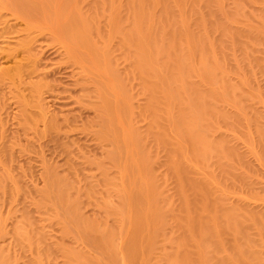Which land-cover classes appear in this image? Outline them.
Listing matches in <instances>:
<instances>
[{
    "label": "rangeland",
    "instance_id": "obj_1",
    "mask_svg": "<svg viewBox=\"0 0 264 264\" xmlns=\"http://www.w3.org/2000/svg\"><path fill=\"white\" fill-rule=\"evenodd\" d=\"M188 1L173 0V6L179 11L180 6L188 7ZM219 1L225 14L241 5L243 16L234 23L237 30L264 28V3ZM129 21L127 0H0V177L3 174L8 181V185L4 182L8 186L4 194L0 190V249L14 264L37 260L67 264L59 252L62 246L98 257L94 248L77 238V230L56 202L49 181L54 172L60 178H70L67 181L74 187L71 195L82 200L80 209L85 218L116 228L118 255L109 264H156L161 252L170 247L167 240L158 238L153 248L144 245L137 260L125 252L134 214L149 208L146 201L140 203L151 191L158 202L174 208L178 205L174 183L164 167L165 152L155 149L146 137L149 119L142 110L147 94L142 78L132 68V49L123 44ZM116 22L122 29L119 33L114 32ZM184 26L192 29L190 22ZM226 55L227 79L240 85L245 108L239 127L232 131L221 127L213 137H229L239 152L246 154L248 166L239 170L248 172L256 186L254 195L237 182L215 187L218 191L223 188L231 204L244 203L264 215V154L252 123L257 113L258 123L264 124V73L260 69L264 66V46L255 47L248 60L252 73L245 71L247 66L243 70L242 64L235 71L233 60L241 62L238 48L229 47ZM228 103H221L224 110L239 113ZM53 119L56 130L48 126ZM248 135L247 142L244 137ZM146 166L151 167L147 174ZM103 175L111 183H103ZM93 184L94 194L84 198L86 186ZM9 189L18 191L13 194L18 195L14 202L6 196ZM39 192L49 197L50 205L41 203ZM39 201L48 207L38 208ZM115 211L121 216L112 215ZM22 212H28L31 223L45 234L43 246L48 245L53 252L48 259L18 244L14 230L18 221H23Z\"/></svg>",
    "mask_w": 264,
    "mask_h": 264
},
{
    "label": "bare ground",
    "instance_id": "obj_2",
    "mask_svg": "<svg viewBox=\"0 0 264 264\" xmlns=\"http://www.w3.org/2000/svg\"><path fill=\"white\" fill-rule=\"evenodd\" d=\"M237 1L243 3V0ZM258 1L264 3V0ZM127 3L130 25L125 29L123 44L132 49V68L142 78V88L147 94L142 110L149 119L146 137L151 139L155 149L165 152L164 167L174 183L178 205L174 208L170 203L158 202L151 191L140 203L146 201L149 208L137 210L134 214L132 236L125 246L126 255L137 260L144 245L153 248L161 238L167 240L170 247L161 252L156 264H264V215L244 203L231 204L223 190L231 181L254 195L256 183L248 172L240 171L244 169L241 167L248 166L246 154H241L229 137H213L221 127L231 131L239 127L240 113L245 108L240 85L227 79L229 59L226 50L235 47L241 52V62L233 60L235 71L240 69L239 64L243 70L244 66L251 67L248 60L253 49L264 46L263 25L261 29L237 30L234 23L243 13L241 5L233 13L225 14L219 0H189L188 7L186 4L180 6L179 11L173 6V0H127ZM187 22H190L191 30L185 28ZM114 27V32H121L118 22ZM213 34L217 38L213 39ZM25 43H22L23 47ZM255 62L261 67L258 60ZM250 69L245 71L252 73ZM260 69L264 73V66ZM196 78L199 82L195 81ZM225 102H230L228 104L239 113L232 115L224 110L221 103ZM252 119L259 148L264 154V124L258 123L260 117L257 113ZM56 123L51 120L49 128L56 130ZM244 139L248 142L249 135ZM145 156V161L150 162L148 155ZM150 168H144L146 174ZM198 169L204 173L197 174ZM56 173L49 178L56 202L77 230V238L94 248L98 255L95 257L83 249L62 246L59 252L66 263L109 264L114 261L118 255L116 228L108 227L106 222L85 218L80 209V196L78 200L77 196L73 198L71 195L74 187L71 181L68 182L70 178L67 181L66 177L60 178ZM102 179L105 184L111 183L105 175ZM154 179L150 176V180ZM4 182L8 185L7 177L2 174V194L8 187ZM216 184H223L221 191L216 189ZM92 187L95 185L86 186L84 198L92 195L95 189ZM15 193L10 190L6 196L10 195L14 202L18 196L13 195ZM47 197L44 194L39 200L43 204L45 201L50 203ZM41 203L36 206L43 208L46 205ZM22 214L24 217L20 219L23 221L16 222L14 230L18 244L33 249L39 258L48 259L53 252L48 245L43 246L45 234L40 226L31 223L28 212ZM112 215L121 216V212L115 211ZM63 232L68 234L67 229ZM0 264H14L1 249ZM33 264L42 263L37 260Z\"/></svg>",
    "mask_w": 264,
    "mask_h": 264
}]
</instances>
